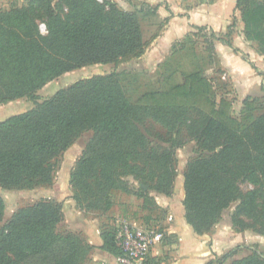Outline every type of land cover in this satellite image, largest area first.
Instances as JSON below:
<instances>
[{"label":"trees","instance_id":"obj_1","mask_svg":"<svg viewBox=\"0 0 264 264\" xmlns=\"http://www.w3.org/2000/svg\"><path fill=\"white\" fill-rule=\"evenodd\" d=\"M126 1L133 11L122 10L112 0H24L0 10V103L27 99L33 104L0 120V187L51 188L60 158L79 136L92 132L71 174L77 206L110 211L115 192L131 193L130 178L140 185L145 204L152 205L151 193L174 195L176 151L186 135L198 149L184 176L185 218L194 233L213 234L235 207L231 220L236 232L264 235V88L262 96L246 98L241 117L234 115L233 101L220 96L205 74L204 61L220 65L214 41L207 59L197 54L194 34L176 41L158 67L157 89L138 92V86L132 91L125 83L127 74L113 72L79 81L45 99L39 96L66 73L130 62L145 54L148 43L141 16L150 14L159 23L152 39L160 36L168 20L160 18V5ZM236 10L246 39L264 56V0H237ZM236 23L234 17L228 33L219 37L207 27L192 28L209 30L213 40L241 53L258 71L233 43ZM135 82L132 79L131 85ZM5 215L0 196V264L91 262L95 247L78 234L60 230V202L44 199L20 208L1 226ZM115 230L101 227V249L119 257ZM175 239L176 234L166 233L162 243L171 245ZM241 250L250 253L237 259ZM146 264H164V258L150 257ZM208 264H264V254L257 246L241 245Z\"/></svg>","mask_w":264,"mask_h":264},{"label":"rangeland","instance_id":"obj_2","mask_svg":"<svg viewBox=\"0 0 264 264\" xmlns=\"http://www.w3.org/2000/svg\"><path fill=\"white\" fill-rule=\"evenodd\" d=\"M19 2L23 3L24 0H0V10L6 11L11 8L12 3ZM120 5H118L122 10L125 11H133V7L126 0H117ZM137 3L139 1L134 0ZM142 2V1H140ZM187 6L199 5V4H209L213 3L214 0H184ZM160 7L164 8L163 4H160ZM166 10L171 14L170 7L167 5ZM233 22V20H232ZM141 25L142 32L144 35L145 41L148 43V48L143 55L142 59H136L130 62H122L117 65L115 64H103V65H94L85 67L76 71H72L70 73H66L54 81L48 83L43 89L39 91V96L42 99L48 98L56 94L58 91L62 89H67L71 85L92 78L94 76L107 75L113 72L118 73H126L129 77L128 80L125 81L127 87L130 90H136V87L139 86L138 92L146 91L149 88L157 89L160 87V79H161V70L157 67V59H154V62L151 61L148 63V58L146 54H148L151 44L156 40L152 39L154 34L158 32L159 23L156 21V18L151 16L150 14H145L141 16ZM165 28V27H164ZM237 29V23L235 28V33ZM164 31V29H163ZM162 34V33H161ZM160 34V36H161ZM191 34L195 36L192 37V41L195 43V49L197 54H199L204 59H207V56L210 52V42L213 40L212 32L209 30H195L192 29ZM216 35L221 36L220 34ZM159 36V37H160ZM178 39L176 41H180ZM235 40V35L233 36V41ZM175 41V42H176ZM174 42V43H175ZM173 43V44H174ZM234 43V42H233ZM252 48L256 52L257 55L263 56L258 48V45L255 42H252ZM236 47V46H235ZM172 53V52H171ZM170 53V54H171ZM168 57V56H167ZM166 57V58H167ZM264 57V56H263ZM186 64L189 63V58H184ZM165 61V60H164ZM203 65L208 67L206 70V76L213 80L215 87L220 96H226L229 100L233 101V112L234 115L241 117V111L243 108V102L246 100L245 94L250 91V88L246 86L242 91V94L239 95L238 87H236V83L233 79L229 78L226 73L222 70L221 65L218 67L210 66L208 61H204ZM209 65V66H208ZM212 65V64H211ZM190 65H186L189 67ZM256 66V65H255ZM253 68V67H252ZM254 69V68H253ZM258 69V68H257ZM257 74L261 77L259 86H256L257 92H260V85H263L264 88V73L259 69L256 71ZM132 79L135 80V86L131 85ZM262 88V89H263ZM255 89V90H256ZM249 97V96H248ZM254 97V96H253ZM260 97V96H256ZM33 108V104L29 102L27 99H20L14 101L13 103L2 105L0 103V120L6 119L9 116L19 114L25 112L29 109ZM165 133V131H160ZM92 137V132H85L81 136L77 138L74 145L63 154V156L59 160V167L56 174V179L54 185L51 188H36L32 190H3L0 187V196L5 201L6 204V215L4 218V222L1 226L5 225L12 217V215L20 208L33 205L41 200L50 199L60 202L63 206L64 212V220L60 226V230L63 233H75L80 235L81 237L87 239L86 234L88 231L86 227L89 223H95L101 230L103 225L110 227L111 229H116L121 222L127 221L134 225L144 227V228H155L160 231L163 235V239L166 233H171L170 225L173 221L171 211L165 208L160 207V209L154 208L152 205H155L154 202L157 203L155 197H160L156 193H151L150 203L152 205L145 204L144 199L140 197L141 192H139L140 185L130 178L129 189L131 191L130 194L119 191L114 193V207L108 211L103 213L99 210L94 211H86L81 210L75 200L73 199V188L70 183L71 174L75 169L77 161L81 157L83 151L85 150L86 145ZM179 141L184 142V144L177 149V159L179 161L177 168V177L175 182L174 195L177 197L180 195V192L184 190V176L187 170L188 163L195 157L198 156L197 145L194 141L188 140L186 135L184 138L182 137ZM244 189L247 186H243ZM185 191V190H184ZM174 195L171 197L173 198ZM165 197V196H161ZM167 198V197H166ZM158 205V204H157ZM161 210H164L161 211ZM235 211V207L228 210L223 218V221L220 223V229L226 227L228 225H232V215ZM93 226V225H89ZM234 229V228H233ZM163 230L164 232H162ZM216 231V228L214 232ZM235 231V230H234ZM236 232V231H235ZM246 237L243 238L240 236V244L241 245H254L257 246L261 253L264 254V235L258 234L253 231H246ZM243 233L245 232H237ZM177 241V242H176ZM258 241V242H257ZM239 244V245H240ZM179 246L178 238L175 239L171 245H166L164 242L159 247L158 256L164 258V264L171 262L175 258L176 248ZM250 252L248 250H241L237 255V259L242 258L248 255ZM92 259V258H91ZM169 259V260H168ZM89 264H98L94 263L93 259Z\"/></svg>","mask_w":264,"mask_h":264},{"label":"crops","instance_id":"obj_3","mask_svg":"<svg viewBox=\"0 0 264 264\" xmlns=\"http://www.w3.org/2000/svg\"><path fill=\"white\" fill-rule=\"evenodd\" d=\"M120 5L117 0H112ZM146 2L152 6L164 5L159 8V15L162 20H168L161 36L158 37L150 46L148 54V63L157 59V67L170 55L173 43L178 39H183L192 32V26L207 27L209 30L226 35L232 20L235 17L237 29L235 33L234 45L251 62L264 73V57L257 55L252 48V42H249L244 35V23L241 14L236 10L237 0H214L213 3L187 6L184 0H137ZM169 5L171 14L166 10ZM215 49L220 60L222 70L226 75L233 79L238 87L239 95L246 86L250 88L245 96H262L263 85H260V92H257L256 86L260 84L261 77L256 70L245 61L241 53L234 52L229 46L221 42H215ZM143 56L139 59H142ZM138 59V60H139ZM264 84V81H263ZM252 85V86H251ZM256 89V90H255ZM13 103V102H12ZM157 204L172 213L173 221L170 225V231L177 235L179 246L176 248L175 258L167 264H208L216 257H221L229 250L241 246L240 236L246 237L248 232L237 233L231 225L220 229L219 224L216 231L211 235L203 237L197 236L187 223L183 201L185 191L182 190L177 197H155ZM61 202V200H59ZM89 225H93L92 227ZM88 242L93 245L94 251L92 259L98 264H121L117 257L101 249L104 242L101 238V230L95 223H89L86 227ZM258 242V241H257ZM240 244V245H239ZM159 252V247L156 254Z\"/></svg>","mask_w":264,"mask_h":264},{"label":"built area","instance_id":"obj_4","mask_svg":"<svg viewBox=\"0 0 264 264\" xmlns=\"http://www.w3.org/2000/svg\"><path fill=\"white\" fill-rule=\"evenodd\" d=\"M163 235L155 228H144L123 221L115 230V241L122 255L121 264H146L162 245Z\"/></svg>","mask_w":264,"mask_h":264},{"label":"water","instance_id":"obj_5","mask_svg":"<svg viewBox=\"0 0 264 264\" xmlns=\"http://www.w3.org/2000/svg\"><path fill=\"white\" fill-rule=\"evenodd\" d=\"M143 188H144L145 190H147V189H148V187H147V186H144Z\"/></svg>","mask_w":264,"mask_h":264}]
</instances>
